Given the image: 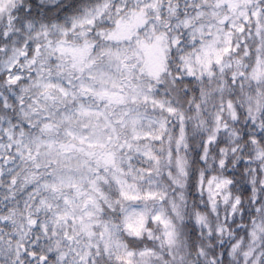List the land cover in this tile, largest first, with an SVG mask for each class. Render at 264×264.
I'll return each mask as SVG.
<instances>
[{
  "label": "snow or ice",
  "instance_id": "snow-or-ice-1",
  "mask_svg": "<svg viewBox=\"0 0 264 264\" xmlns=\"http://www.w3.org/2000/svg\"><path fill=\"white\" fill-rule=\"evenodd\" d=\"M0 264H264V0H0Z\"/></svg>",
  "mask_w": 264,
  "mask_h": 264
}]
</instances>
